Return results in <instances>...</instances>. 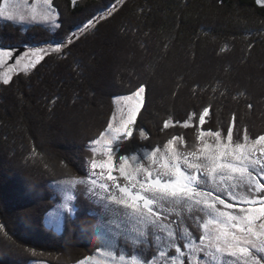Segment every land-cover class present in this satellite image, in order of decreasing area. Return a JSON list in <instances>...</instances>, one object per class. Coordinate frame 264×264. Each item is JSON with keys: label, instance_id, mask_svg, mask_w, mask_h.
<instances>
[{"label": "trees", "instance_id": "trees-1", "mask_svg": "<svg viewBox=\"0 0 264 264\" xmlns=\"http://www.w3.org/2000/svg\"><path fill=\"white\" fill-rule=\"evenodd\" d=\"M114 3L111 16L60 53L0 84V264L78 263L101 247L102 215L109 228L123 224L124 233L141 227L130 209L101 201L84 184L75 185L60 232L44 223L57 201L53 183L87 177L90 142L105 130L119 96L146 87L135 138L117 147L116 168L118 155L161 149L173 137L183 152L199 146L201 131L225 137L234 117V142L245 130L250 139L264 134V6L256 0H51L54 30L0 22V46L61 42ZM177 213L181 228L202 234L187 208L169 219ZM156 235L139 244L118 236L116 251L153 259L161 248Z\"/></svg>", "mask_w": 264, "mask_h": 264}, {"label": "snow or ice", "instance_id": "snow-or-ice-1", "mask_svg": "<svg viewBox=\"0 0 264 264\" xmlns=\"http://www.w3.org/2000/svg\"><path fill=\"white\" fill-rule=\"evenodd\" d=\"M45 3L50 4L51 0ZM256 3L264 6V0H256ZM8 6L5 0L0 7V17L13 20L15 17L7 11ZM107 15L111 16L112 12L108 11ZM35 18L34 15L32 19ZM42 18L53 23L56 19L54 13H46ZM92 24L93 20H89L85 27ZM61 50L60 44L52 48L55 53ZM46 54L45 49L36 48L15 57L11 49L0 47V65H7L3 83L9 84L10 74L21 65V70L27 73ZM13 58L15 64H7ZM145 93L146 87L140 86L131 95L121 97L127 111L119 116L113 114L105 130L91 141L92 152L95 154L99 146L105 158L91 160L89 192L101 201L131 210L132 218L141 227L134 234H122L134 243H143L150 235L159 233L156 235V242L161 245L159 264H203L202 257L219 261L225 256L232 258L234 264H264V134L250 139L245 130L243 142L234 143V117L227 128L226 140L222 139L220 131H201L202 146L196 151L183 152L175 147L177 138L173 137L167 140L164 152L155 148L147 154L149 166L139 163L137 155L131 156L130 163L128 155L120 154L116 168L114 154L119 145L135 138L133 128L145 104ZM209 111L205 107L200 113L201 126ZM169 126L165 121L164 128ZM183 127H189L187 121ZM140 134L147 139L143 130ZM205 137H211L213 143H208ZM114 171H118L119 176L114 175ZM184 208L190 213L187 219L202 229L198 237H194L188 227L181 228L184 220L179 213L177 219H169L177 209ZM169 249H174L175 254L170 255ZM118 264H156V260L141 261L132 256L126 262L120 255Z\"/></svg>", "mask_w": 264, "mask_h": 264}, {"label": "rangeland", "instance_id": "rangeland-1", "mask_svg": "<svg viewBox=\"0 0 264 264\" xmlns=\"http://www.w3.org/2000/svg\"><path fill=\"white\" fill-rule=\"evenodd\" d=\"M4 2H5V0L2 1L0 7L4 6ZM8 5L9 6H8L7 11L12 12L15 19L8 20L6 17H0V22L12 23L14 25H17L20 27V29L22 31H24L25 29H27L28 27H30L32 25H40V26L45 27L49 30H54L58 24L57 13L55 11V8L52 6L51 3L50 4L45 3V0H8ZM46 13H54L55 14V17H56L55 23H53L50 20L45 21L42 18L43 15ZM101 13H103V11H101ZM34 15L36 18L32 19V17ZM20 16H23L24 19L23 20L19 19ZM83 27L76 29V31L73 34H71L69 37H67L65 40H63L61 42H45V43H40V44H31V43L22 44L21 47H23V48L21 50H19V52L17 54H15L16 50L13 49L12 51L14 52L15 57H22L24 55V53L29 51V49H36V48L45 49L47 53L53 52L52 51L53 47H55L57 44H60L61 46H63L65 42H68V40L71 39L72 37H74V34L78 33ZM81 33H79V34H81ZM15 46H17V45H15ZM0 47H2V46H0ZM3 48L8 49L7 47H3ZM7 64H15V58H13L12 60H8ZM21 68H22V65H21ZM21 68H17L16 70H14L10 74L11 77L15 74L22 73L23 71L21 70ZM32 69L33 68H30L29 71ZM6 72H7V65H0V84L3 83V75ZM133 92H134V90L127 95H122V96L115 98V100H114L115 110H114L113 114H116L117 116H119L121 114V112L127 111L126 102L120 100V98L124 97V96L131 95ZM226 137H227V135L225 137H222V139L226 140ZM204 139L208 143H213V140L211 137H205ZM233 142H234V139H233ZM241 142H243V139ZM176 143H175V147L178 149ZM201 146L202 145L200 143L199 146L198 147L196 146L194 150L192 149V151L198 150ZM90 148L92 150L91 142H90ZM159 150L161 152H164L165 146ZM101 151L102 150L98 146L97 152L95 154L92 152L93 153L92 159H96L98 161L104 159L105 157L101 154ZM150 151H152V150H143L142 152L140 151V152L131 154L129 156V162L131 163V156L132 155H137L139 157V163L143 164L144 166H149L150 162L146 159V156ZM91 160L88 163L87 177L85 179H82V180L81 179H72V180H65V181L53 183L52 189L54 190V196L57 199V201L45 217L44 223L46 226H48V228H51L56 232L61 231L62 217L64 216V213L69 212V211L71 212L73 210L72 204L74 202V188H75L76 184H81V183H79V181H85V183H83V184L86 185L88 188H90L91 185L89 183H87V181L90 179V173H91L90 163H91ZM113 163H114V158H113ZM114 166L116 167L115 163H114ZM97 171H99V169H97ZM113 174L118 176L116 171H114ZM120 182L121 183L124 182L123 178H121ZM200 215L202 216L203 214H200ZM99 218H100V221H104V222H102V225H100V227L103 226V228L101 230V240H102L101 247H99V249H97L88 258H85V259H83V260H81L75 264H118L120 255H123L125 257L126 262L130 261L132 259V257H129L128 255L124 254L123 252H117L116 248H115V241L117 240V237L123 235L122 233H124V230L122 229L123 224L118 223L115 226L109 228V227H107V225H109V224H108V221L105 219V217L102 215V216H99ZM129 225H131V229L133 230L134 225H132V224H129ZM158 235H159V233H158ZM197 243H198V239H197ZM159 246L161 247V245H159ZM109 253H112V256H109L108 255ZM154 258L156 260V264H159L158 255L155 256ZM202 261H203V264H234L233 259L229 258L227 256L222 257L219 261H211L210 258H208V257H202ZM30 264H47V263H44L42 261H31Z\"/></svg>", "mask_w": 264, "mask_h": 264}, {"label": "water", "instance_id": "water-1", "mask_svg": "<svg viewBox=\"0 0 264 264\" xmlns=\"http://www.w3.org/2000/svg\"><path fill=\"white\" fill-rule=\"evenodd\" d=\"M116 7V4H113L112 6H110L109 8H107V9H105V10H103V13H99L95 18H92V19H90V20H93V23L97 20V19H99L101 16H105V15H107V12L108 11H111L112 9H114ZM87 24V23H86ZM85 24V25H86ZM89 26H87V27H83L78 33H76V34H74V37H72L71 39H69L68 41H70V40H72L73 38H75L79 33H81L83 30H85L86 28H88ZM8 48H10L11 50H16L15 51V54H17L18 52H19V50H21L23 47H17V46H15V47H8ZM14 54V55H15Z\"/></svg>", "mask_w": 264, "mask_h": 264}, {"label": "bare ground", "instance_id": "bare-ground-1", "mask_svg": "<svg viewBox=\"0 0 264 264\" xmlns=\"http://www.w3.org/2000/svg\"><path fill=\"white\" fill-rule=\"evenodd\" d=\"M114 4H116V3H114ZM116 6H117V4H116ZM97 15H98V14H97ZM94 18H95V17H94ZM99 19H100V18H99ZM97 20H98V19H97ZM97 20H96V21H97ZM96 21H95V22H96ZM95 22H94V23H95ZM94 23H93V24H94ZM90 26H91V25H90ZM90 26H89V27H90ZM86 29H87V28H86ZM86 29H85V30H86ZM83 31H84V30H83ZM83 31H82V32H83ZM254 47H255V46H254Z\"/></svg>", "mask_w": 264, "mask_h": 264}, {"label": "flooded vegetation", "instance_id": "flooded-vegetation-1", "mask_svg": "<svg viewBox=\"0 0 264 264\" xmlns=\"http://www.w3.org/2000/svg\"><path fill=\"white\" fill-rule=\"evenodd\" d=\"M8 48V47H7ZM9 49V48H8Z\"/></svg>", "mask_w": 264, "mask_h": 264}]
</instances>
